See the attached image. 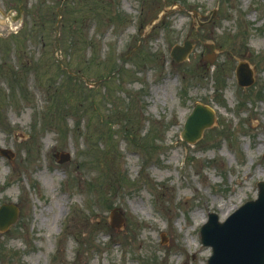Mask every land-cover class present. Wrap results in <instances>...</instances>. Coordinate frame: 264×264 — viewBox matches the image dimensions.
Masks as SVG:
<instances>
[{
  "label": "rangeland",
  "instance_id": "rangeland-1",
  "mask_svg": "<svg viewBox=\"0 0 264 264\" xmlns=\"http://www.w3.org/2000/svg\"><path fill=\"white\" fill-rule=\"evenodd\" d=\"M0 10V148L13 152L0 154V204L17 207L0 264H207L208 213L223 221L264 181V0ZM196 103L215 121L190 143L180 132Z\"/></svg>",
  "mask_w": 264,
  "mask_h": 264
},
{
  "label": "water",
  "instance_id": "water-1",
  "mask_svg": "<svg viewBox=\"0 0 264 264\" xmlns=\"http://www.w3.org/2000/svg\"><path fill=\"white\" fill-rule=\"evenodd\" d=\"M190 47L189 41H184L183 45L176 44L171 50V55L180 61ZM237 77L241 85L252 82L250 70L243 63L237 68ZM213 122L212 110L198 103L187 116L181 137L188 142H194L201 136L203 129L211 126ZM0 152L8 157L12 156L8 149L0 148ZM55 156L59 162L69 159L68 153L57 152ZM257 185V198L246 201L223 222L218 221L215 213H209L208 220L200 228L202 243L212 247L208 264H264V181H259ZM117 215L115 210L111 211L112 225L118 226L115 222ZM16 216L17 209L13 204H2L0 230L13 223Z\"/></svg>",
  "mask_w": 264,
  "mask_h": 264
},
{
  "label": "bare ground",
  "instance_id": "bare-ground-1",
  "mask_svg": "<svg viewBox=\"0 0 264 264\" xmlns=\"http://www.w3.org/2000/svg\"><path fill=\"white\" fill-rule=\"evenodd\" d=\"M186 197H188V196H186ZM133 207L135 208V209H139L140 208V203H137V204H134L133 205ZM192 214V216H193V218L195 219L196 217H199L200 215H201V213H200V211L198 210V211H195V212H192L191 213ZM95 215L97 216H101V214H100V212H95ZM175 224H179V221H176L175 222ZM194 240V239H193Z\"/></svg>",
  "mask_w": 264,
  "mask_h": 264
}]
</instances>
